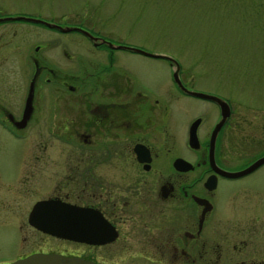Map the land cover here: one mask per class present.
Masks as SVG:
<instances>
[{"label": "flooded vegetation", "instance_id": "flooded-vegetation-1", "mask_svg": "<svg viewBox=\"0 0 264 264\" xmlns=\"http://www.w3.org/2000/svg\"><path fill=\"white\" fill-rule=\"evenodd\" d=\"M8 14L0 11V220L12 234L0 264L34 252L95 264H264V100L239 110L190 86L180 65L182 85L220 96L222 107L181 89L170 58L159 57L170 68L158 79L123 63L110 39L74 41L1 19ZM186 96L209 104L181 124L171 114ZM31 214L74 219L70 236Z\"/></svg>", "mask_w": 264, "mask_h": 264}, {"label": "rangeland", "instance_id": "rangeland-1", "mask_svg": "<svg viewBox=\"0 0 264 264\" xmlns=\"http://www.w3.org/2000/svg\"><path fill=\"white\" fill-rule=\"evenodd\" d=\"M0 11L78 26L114 43L169 55L180 62L190 86L228 97L239 110L245 100H264V0H0ZM43 32L57 35L49 28ZM66 35L86 41L79 31ZM116 53L158 79L169 73L159 57L121 48ZM181 104L171 119L178 116L184 124L189 110L209 103L186 96ZM179 133L180 142L184 129ZM10 228L0 220V253L10 244Z\"/></svg>", "mask_w": 264, "mask_h": 264}, {"label": "water", "instance_id": "water-1", "mask_svg": "<svg viewBox=\"0 0 264 264\" xmlns=\"http://www.w3.org/2000/svg\"><path fill=\"white\" fill-rule=\"evenodd\" d=\"M1 19L31 20V21L46 24L47 26H50V27H55V28L61 29L63 31L77 30L79 32H82L83 34H85L86 36H88L90 38H96L89 31H87L86 29H83L81 27H78V26H64V27H62L59 24L52 23V22H49V21H46L44 19L37 18V17L25 16V15H13V16L2 17ZM108 43L110 45H113L110 42H108ZM115 46H117L119 48L128 49V50H131L134 52H139V53L149 55V56H161V57L173 59L175 62V70L173 71V76L177 80V82L179 83L181 89H183L187 93L192 94L194 96H199V97H204L207 99L215 100L219 104H221L222 107L227 105V103L221 97H219L217 95L206 93V92L199 91V90H188L186 87H184L182 85V83L180 82L179 77H178L179 63L174 58H172L168 55L147 51L145 49H142V48L136 47V46H129V45H123V44H118ZM194 124H196V122H193V125L190 128V135H189V142H190L191 146L195 140ZM262 158H264V156L261 157V159ZM177 161H184V160L183 159H177ZM257 161H255L253 164H255ZM36 208H37V206H35V209ZM29 220L32 224H34L35 226H37V227H39L45 231L60 232L59 234H64V236H70V234L68 232H70L72 229L69 228V224H71V221H74V219H67V218L66 219L60 218V219L54 220V221L58 222L61 227H64V230L58 231L59 229L57 230V229L52 227V226H54L53 220L36 219L32 216V214H31ZM66 230H68V232ZM7 264H95V263L87 261V260H83L81 258L63 257V256H60V255L54 254V253L34 252V253L28 254L22 258H17L13 261H10Z\"/></svg>", "mask_w": 264, "mask_h": 264}]
</instances>
